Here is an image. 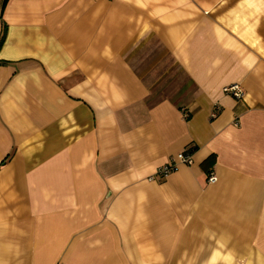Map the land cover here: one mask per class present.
<instances>
[{
  "label": "crops",
  "instance_id": "1",
  "mask_svg": "<svg viewBox=\"0 0 264 264\" xmlns=\"http://www.w3.org/2000/svg\"><path fill=\"white\" fill-rule=\"evenodd\" d=\"M3 35L0 264H264V0H0Z\"/></svg>",
  "mask_w": 264,
  "mask_h": 264
},
{
  "label": "built area",
  "instance_id": "2",
  "mask_svg": "<svg viewBox=\"0 0 264 264\" xmlns=\"http://www.w3.org/2000/svg\"><path fill=\"white\" fill-rule=\"evenodd\" d=\"M225 91L232 94L238 99H242L245 97L244 90L238 84H233L230 86L225 87ZM193 156L190 151L182 150L180 151L170 162L164 164L163 166L159 167L156 171V174L151 177V179H165L168 177L174 170L177 169L179 164H192L193 163ZM217 180L216 173L211 170L210 174L208 175V181L214 182Z\"/></svg>",
  "mask_w": 264,
  "mask_h": 264
},
{
  "label": "trees",
  "instance_id": "3",
  "mask_svg": "<svg viewBox=\"0 0 264 264\" xmlns=\"http://www.w3.org/2000/svg\"><path fill=\"white\" fill-rule=\"evenodd\" d=\"M4 37H5V35H3L2 38L0 39V46L3 43ZM194 149L195 148H193L191 150H194ZM186 151H188V150H186ZM214 163H215V156L214 155L209 156V158H207V161H205L203 163V167H204L206 173H208V175L210 174V171H211Z\"/></svg>",
  "mask_w": 264,
  "mask_h": 264
}]
</instances>
